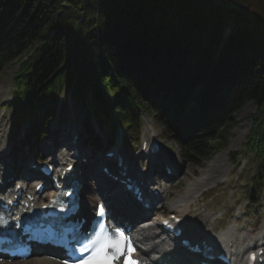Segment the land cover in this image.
<instances>
[{"label":"trees","instance_id":"obj_1","mask_svg":"<svg viewBox=\"0 0 264 264\" xmlns=\"http://www.w3.org/2000/svg\"><path fill=\"white\" fill-rule=\"evenodd\" d=\"M95 1L0 0V74L7 63H18L9 103L16 121L49 105L39 116L48 121L64 92L109 126L108 141L119 126L125 141L132 140L146 114L188 161L201 164L225 146L236 113L254 100L243 148L253 152L249 196L258 198L264 186V0ZM247 2L256 5L246 11ZM41 126L35 122L31 132ZM87 137L101 144L90 127Z\"/></svg>","mask_w":264,"mask_h":264},{"label":"rangeland","instance_id":"obj_2","mask_svg":"<svg viewBox=\"0 0 264 264\" xmlns=\"http://www.w3.org/2000/svg\"><path fill=\"white\" fill-rule=\"evenodd\" d=\"M255 5L256 4H252V2L245 3L246 11H249ZM17 65L18 63H7L1 70L0 145L6 143L7 140H13L17 130V125L12 122L9 110L6 107L7 101L11 97V91L13 90L11 79L13 73L17 70ZM256 107L257 102L251 101L236 113L237 122L227 130L228 137L225 140V147L223 150L216 153L208 162L201 164V166H196L185 160L182 161L181 158L178 157L181 156L182 151L174 143L171 135L164 131L161 136L160 132L158 133L156 129L154 130V134H156L155 139L160 142L162 150L168 152L173 160L183 162L181 168L178 169L180 170L179 174L168 182L162 181V183L164 188H168L167 191L170 190L168 192V202H170L171 207L175 206V204L181 207L179 212L186 215L185 218L191 230L197 231L200 228L204 213L223 212V209L228 210L230 206H234L236 210L233 211V213L230 212L226 214V216H228L229 219H233L234 217L237 219V216H240L237 223L239 227L246 229V233L250 231L251 235L247 234V237H253L257 235L258 232L264 231V195L262 196L261 203L257 204V206L248 208L247 204L246 192L250 187V180L253 172L250 150H247L238 157L240 163L237 168H234V160L236 158L234 153L240 151L242 148V144L251 125V116L256 112ZM84 116H86L85 111L82 108L80 109L79 106L74 105L72 101H69L66 107L58 108L55 118L58 117L59 121L64 124L70 123V121H74L78 124V122H80L79 119ZM74 118L76 120H74ZM142 119L143 122L147 121L152 123L148 117L143 116ZM49 127L50 124L47 128ZM115 145V148H118L117 143ZM39 147H43V145H39ZM137 147L138 144L134 150V144L132 143L130 145V155L128 154V158L130 162L136 163L144 171H147L146 165L148 164V160L143 157L138 159ZM83 152L84 157L82 160L85 162L95 159L98 155L97 153H92V151H89L87 148H84ZM245 162L246 165H244ZM212 169H214L213 173L210 174L209 171ZM201 179L204 181L206 179L208 180L203 183ZM199 183L201 187H198L200 185ZM194 188H198L199 190H193ZM208 196L209 198H207ZM184 200L186 202H183ZM203 206L205 207V212H203L201 216H198L197 212H199V207L202 210ZM244 210L247 211L248 214H243L242 211ZM164 212L166 214L169 213V211ZM36 259L39 258L34 257L23 262L1 261L0 264H35L34 261Z\"/></svg>","mask_w":264,"mask_h":264},{"label":"snow or ice","instance_id":"obj_3","mask_svg":"<svg viewBox=\"0 0 264 264\" xmlns=\"http://www.w3.org/2000/svg\"><path fill=\"white\" fill-rule=\"evenodd\" d=\"M98 215L103 217L102 209L98 211ZM4 223V218L0 215V225ZM77 243L80 245L78 251L81 255L78 264H141L135 259L136 249L131 240L118 227L110 229L103 219Z\"/></svg>","mask_w":264,"mask_h":264},{"label":"bare ground","instance_id":"obj_4","mask_svg":"<svg viewBox=\"0 0 264 264\" xmlns=\"http://www.w3.org/2000/svg\"><path fill=\"white\" fill-rule=\"evenodd\" d=\"M149 127V126H148ZM150 129V128H149ZM151 130V129H150ZM78 140L76 139V140H72L71 139V141L70 142H68V146L69 147H73V148H76V147H74V144L77 142ZM73 151H74V154H75V156L76 155H81V152L78 150V149H73ZM51 152H53V150L51 149ZM1 156V155H0ZM63 156H67L68 157V154L67 153H63ZM1 157H4V153L2 154V156ZM6 157L8 158V155L6 154ZM69 157H71V156H69ZM7 158H5V159H7ZM73 158V157H72ZM100 159V157H95V161L97 160V159ZM154 160H156V158L154 159ZM1 165V167H0V170H2V169H10L11 170V166H10V163L9 162H7V161H2V163L0 164ZM3 165V166H2ZM213 170L214 169H212V170H210L209 171V173L210 174H212L213 173ZM28 171H30V170H28ZM209 174V175H210ZM19 179V178H18ZM17 179V180H18ZM83 179H87V180H89L88 179V177H86V175L84 176L83 175ZM20 180H22V179H20ZM208 179H206L205 181H207ZM204 180H202L201 179V182H205ZM200 184V183H199ZM93 185H94V183H93ZM198 187H201V184L198 186ZM91 189H93V188H91ZM193 190H199L198 188L196 189V188H194ZM193 192V191H192ZM92 193H95V195H97L99 198H100V196H103V193H97V191L96 190H93V192ZM168 193V192H167ZM178 202V201H177ZM180 202V201H179ZM181 202H182V200H181ZM186 202V201H185ZM171 213H172V211H171ZM129 218V220H127L126 221V223H128L130 226H131V224L132 223H134V222H136L137 224L140 222V223H144L145 221L144 220H141V218H138V219H134V218H130V215H129V217H127V219ZM212 218V217H211ZM140 220V221H139ZM139 221V222H138ZM135 223V224H136ZM134 227V226H133ZM150 228H152V227H150ZM147 230H150V229H147ZM237 228H232L231 229V234H229V235H224V234H219V235H216L215 237H210V240L211 241H213L214 240V242H218V243H221V242H223V240H226L227 242H225L226 243V245L224 244L223 246V248H226L225 246H227L229 243L231 244V246L232 247H234V248H236L237 249V253L238 254H240V251L241 250H243V249H250V248H252V246L253 245H255L253 242H250V241H247V239H246V237L244 236V235H240V234H236V232H237ZM153 235H155V231H154V229H153V231L152 232H148V231H143L142 232V234H141V236L143 237V238H150L151 236H153ZM263 236H264V232H263ZM262 239V236L261 237H259V238H256L255 239V242H257V244H256V246H257V248H256V251L259 249V248H261V247H263L264 246V240H263V245L260 243V240ZM231 250H232V248H231ZM239 257H240V255H238V256H234V259L237 261L238 259H239ZM35 264H58L56 261H53V260H50V259H47V258H39V259H36L35 261Z\"/></svg>","mask_w":264,"mask_h":264},{"label":"water","instance_id":"obj_5","mask_svg":"<svg viewBox=\"0 0 264 264\" xmlns=\"http://www.w3.org/2000/svg\"><path fill=\"white\" fill-rule=\"evenodd\" d=\"M209 1H210V2H213L214 0H209ZM219 3H220V4H225L226 1H224V0H220ZM230 11H231V10H230ZM232 11H233V10H232ZM232 11H231V12H232ZM233 12H234V11H233Z\"/></svg>","mask_w":264,"mask_h":264}]
</instances>
